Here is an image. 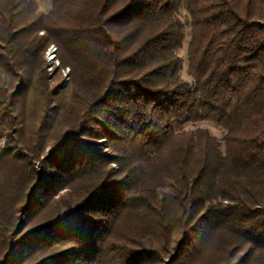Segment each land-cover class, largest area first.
I'll use <instances>...</instances> for the list:
<instances>
[{
	"label": "trees",
	"instance_id": "trees-1",
	"mask_svg": "<svg viewBox=\"0 0 264 264\" xmlns=\"http://www.w3.org/2000/svg\"><path fill=\"white\" fill-rule=\"evenodd\" d=\"M51 2L0 0V264H264V0Z\"/></svg>",
	"mask_w": 264,
	"mask_h": 264
},
{
	"label": "rangeland",
	"instance_id": "rangeland-1",
	"mask_svg": "<svg viewBox=\"0 0 264 264\" xmlns=\"http://www.w3.org/2000/svg\"><path fill=\"white\" fill-rule=\"evenodd\" d=\"M37 2H38L39 11L45 12V11H48L52 7L51 0H37ZM181 13L183 14V16H185L187 12L181 9ZM43 33L44 32H40V34H43ZM189 39H190V32H189V29H187L184 45H183V48L179 51V55L184 60V69L181 73L182 77L185 80L191 81V77L189 76L187 72V65H188L187 48H188ZM46 50L44 53V60H45V66H46L45 74L47 77V84L49 85L50 88H55L59 91H63V94H65V96L69 98L71 96L70 86L72 84L71 82L73 78L71 68L69 66L62 65V62L59 56L58 46L56 50L57 56L55 59H57V61L59 62L55 61V59L48 61V55L46 54ZM57 63H60V64L57 65ZM52 65L53 67H51ZM0 83H3L2 80H0ZM62 89H65V90H62ZM26 116H27V120L31 121L32 123L33 110L28 109L26 112ZM177 128L179 130H185V131L196 130L198 128H205L210 132L211 135H213L219 141L222 148L225 147V134H226L225 130L221 128L216 122H213L209 119H200L198 121H184L183 123H181V125L177 126ZM104 140L105 139L100 140L102 143L100 145V148L104 151H108V145L106 144L107 142H104ZM112 167L117 168V164L113 163Z\"/></svg>",
	"mask_w": 264,
	"mask_h": 264
},
{
	"label": "built area",
	"instance_id": "built-area-1",
	"mask_svg": "<svg viewBox=\"0 0 264 264\" xmlns=\"http://www.w3.org/2000/svg\"><path fill=\"white\" fill-rule=\"evenodd\" d=\"M56 50H57V46L55 44H51L48 46L47 50H46V54L48 55V61L54 60L57 56L56 54ZM55 61H57V59H55ZM59 62V61H57ZM60 63H57V65H59ZM53 67V65L51 66Z\"/></svg>",
	"mask_w": 264,
	"mask_h": 264
}]
</instances>
